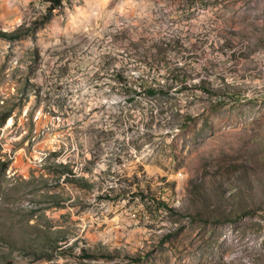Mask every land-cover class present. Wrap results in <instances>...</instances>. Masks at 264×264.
<instances>
[{"label":"rangeland","instance_id":"1","mask_svg":"<svg viewBox=\"0 0 264 264\" xmlns=\"http://www.w3.org/2000/svg\"><path fill=\"white\" fill-rule=\"evenodd\" d=\"M56 1L0 0V264H264V0Z\"/></svg>","mask_w":264,"mask_h":264},{"label":"trees","instance_id":"2","mask_svg":"<svg viewBox=\"0 0 264 264\" xmlns=\"http://www.w3.org/2000/svg\"><path fill=\"white\" fill-rule=\"evenodd\" d=\"M61 0H57L55 5H60L61 3ZM4 36L5 33H0V36ZM175 72H177L178 76L177 77H183L184 78V75L186 74L185 71H181V68L180 67H177L175 68L174 70ZM141 81V84H140V87L142 89H144V91L149 94V95H153V94H156L158 91H163L162 88H159V87H155L153 85H149L148 82L145 80V77L139 79ZM125 88H126V91L131 93L133 92V88L130 86V85H125Z\"/></svg>","mask_w":264,"mask_h":264}]
</instances>
